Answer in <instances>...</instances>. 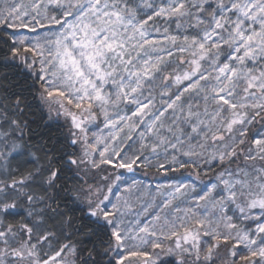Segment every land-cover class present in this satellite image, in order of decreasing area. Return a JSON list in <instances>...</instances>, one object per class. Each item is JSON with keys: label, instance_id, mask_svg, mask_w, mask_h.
Segmentation results:
<instances>
[{"label": "snow or ice", "instance_id": "snow-or-ice-1", "mask_svg": "<svg viewBox=\"0 0 264 264\" xmlns=\"http://www.w3.org/2000/svg\"><path fill=\"white\" fill-rule=\"evenodd\" d=\"M0 264H264V0H0Z\"/></svg>", "mask_w": 264, "mask_h": 264}]
</instances>
